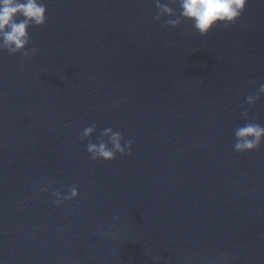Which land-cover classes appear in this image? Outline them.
<instances>
[{"label": "water", "instance_id": "1", "mask_svg": "<svg viewBox=\"0 0 264 264\" xmlns=\"http://www.w3.org/2000/svg\"><path fill=\"white\" fill-rule=\"evenodd\" d=\"M0 264H264V0H0Z\"/></svg>", "mask_w": 264, "mask_h": 264}]
</instances>
